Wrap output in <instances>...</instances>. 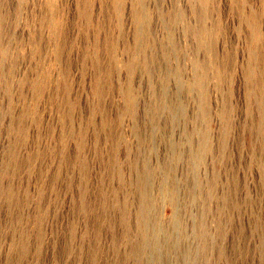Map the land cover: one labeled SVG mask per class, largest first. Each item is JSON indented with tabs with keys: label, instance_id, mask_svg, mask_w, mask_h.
I'll return each mask as SVG.
<instances>
[{
	"label": "rangeland",
	"instance_id": "1",
	"mask_svg": "<svg viewBox=\"0 0 264 264\" xmlns=\"http://www.w3.org/2000/svg\"><path fill=\"white\" fill-rule=\"evenodd\" d=\"M145 3L153 45L139 50L132 76L138 0H0V264H144L127 252L139 240L137 185L146 162L154 168L151 221L171 233L160 235L165 256L185 246L196 255L201 214L212 247L200 262L264 264V80L258 85L248 74L254 68L264 79V0ZM201 25L214 33L216 54L198 47ZM195 59L222 70L221 79L214 66L208 73V113L200 92L183 86L196 77ZM224 109L231 129L223 145ZM201 129L212 152L192 169ZM197 178L213 179L216 194L231 199L210 198L206 210Z\"/></svg>",
	"mask_w": 264,
	"mask_h": 264
},
{
	"label": "bare ground",
	"instance_id": "2",
	"mask_svg": "<svg viewBox=\"0 0 264 264\" xmlns=\"http://www.w3.org/2000/svg\"><path fill=\"white\" fill-rule=\"evenodd\" d=\"M53 1V0H52ZM117 3H118V6L120 5V2L121 0H116ZM201 1H206V0H201ZM138 3H139V6L137 7L136 9V18H135V22H136V25H137V39H136V43H135V53L132 55L131 59L129 60V63H128V69H129V72L130 74L133 76L134 72H135V68L138 64V61H139V56H138V53H139V50H144L145 48L147 47H152L153 45V42L151 44V35H152V31H151V23H150V16H149V12L147 10V7H146V3H145V0H138ZM204 4H207V2H203ZM52 4V3H51ZM54 5V3H53ZM52 5V7H53ZM84 15L89 18V13L87 11H84ZM257 14L256 13H252L250 15H248L249 18V21L251 23V25L253 26V36H255V40L258 41L260 39V35H259V30L257 29L258 27V20L257 18L255 17ZM3 15H1L0 13V19L3 18L2 17ZM183 16V12L182 11H179L177 12V15L175 16L176 19H179ZM4 19V18H3ZM2 22V20H1ZM180 23V22H179ZM175 25V24H174ZM57 26L54 24V29L57 30ZM192 27L188 26V30L191 31ZM143 32H145V35L143 34ZM171 32V31H170ZM169 32V33H170ZM194 32H196V37L198 38V47L200 48H203V49H206L207 51L210 50V51H214V40H213V36L212 34H214L210 29H208L207 27H204L203 25L199 26L196 30H194ZM169 35V34H168ZM153 37V35H152ZM170 37V36H169ZM258 45V44H257ZM177 48V47H176ZM257 49V48H256ZM255 48L252 49V54H253V57L252 59H255L257 60L258 56H259V48L256 50ZM6 50L7 48H5V46L3 47V52L6 53ZM178 51V50H177ZM176 52V51H175ZM215 52V51H214ZM177 54V53H176ZM216 54V52H215ZM178 57V56H176ZM148 61V59H147ZM150 61V60H149ZM146 63V62H145ZM215 64L216 62H214L213 60L211 61H206V62H202L198 59H195V62H194V66H195V71H196V77L189 82H186V84H183V82L181 83L182 81V78L178 81H179V84L181 86V84H183V86L185 85L187 88L191 89V90H196V92H200V95L201 98L203 99L201 103L202 104V107L204 109V113H208V107H209V104L207 103V99L208 97L206 98L207 94H206V80L208 79V73L210 71V68L212 66H214L215 68ZM217 66V64H216ZM179 67V66H178ZM0 70H2V64L0 63ZM176 70V69H175ZM180 70V69H179ZM178 71V70H177ZM214 71H216V68L214 69ZM176 72V71H174ZM179 72V71H178ZM217 75L219 76L218 78L221 79V76H222V70L218 68V70L216 71ZM261 72V71H260ZM181 74V73H179ZM215 74L214 72H212L211 75ZM249 78L251 80H254L256 81V84L259 85V82L260 80H264L260 73L258 74V72L256 73L255 72V69L254 68H250L249 69ZM262 74V73H261ZM263 75V74H262ZM210 76V75H209ZM178 77V78H179ZM215 77V76H214ZM184 81V80H183ZM219 81V80H218ZM217 81V82H218ZM264 82V81H263ZM219 84H222V80H221V83L219 82ZM184 86V88H185ZM181 88L183 89V87L181 86ZM188 90V89H186ZM183 91V90H182ZM181 91V93H182ZM190 91V90H189ZM208 91V90H207ZM179 94V92H178ZM177 94V95H178ZM198 95V94H197ZM125 96H127V102H128V106H127V109L129 110L130 113H133L134 111V108H135V95H134V91H133V88L132 86L131 87H128L126 88L125 90ZM180 96V95H179ZM178 96V97H179ZM177 100V97H175ZM200 98V97H199ZM201 101V100H199ZM174 102V101H173ZM209 102V101H208ZM176 103V102H175ZM179 103V102H178ZM182 103V102H181ZM174 104V103H173ZM173 104H171V107H173ZM183 105H184V101H183ZM200 105V104H199ZM179 106V104H178ZM175 107V105H174ZM184 107V106H183ZM201 107V108H202ZM175 110V109H174ZM178 110V109H177ZM180 110V109H179ZM229 110V109H228ZM227 109H224L222 110V117H223V133H225V136L221 142V144L223 143V145L225 144L226 142V135H227V132L230 128L229 124H230V114L228 112ZM157 111V110H156ZM176 111V110H175ZM154 112V111H153ZM173 112V111H172ZM178 112V111H177ZM199 112H202V111H199ZM175 113V112H174ZM155 115V113H153ZM176 114H179V113H176ZM201 114V113H200ZM209 115V114H208ZM153 117V116H152ZM199 117V116H198ZM197 117V118H198ZM205 117V115L203 116V118ZM209 117V116H208ZM155 118L156 115H155ZM202 118V117H201ZM174 119V118H173ZM155 121L158 123V121L155 119ZM154 121V122H155ZM209 121V120H208ZM155 122V123H156ZM159 124V123H158ZM156 126V125H154ZM153 126V128H155ZM209 125H207L208 127ZM205 127V126H204ZM209 128V127H208ZM197 129V128H196ZM259 130L261 131L262 133V144H263V147H264V125L260 126ZM198 131V130H197ZM230 131V130H229ZM188 132V131H187ZM194 132H196L194 130ZM193 131H191V134L194 133ZM200 137H201V140H200V144H199V147L197 149V151L195 150V152H193V154L191 155L192 156V159L193 160V163H192V169H196L195 165L198 163H200L203 159V154L209 152L212 150L211 149V145H210V138H209V133H208V129H204V130H200ZM211 132V131H209ZM189 133V132H188ZM229 133V132H228ZM191 134L189 135V137L191 136ZM195 134V133H194ZM198 134V133H197ZM188 135V134H187ZM193 135V134H192ZM211 136V134H210ZM191 138V137H190ZM189 138V139H190ZM188 141V140H187ZM177 143V142H176ZM178 144V143H177ZM175 146V145H174ZM180 147V146H179ZM178 147V149H179ZM175 148V147H174ZM173 148V149H174ZM176 149V148H175ZM177 149V151H178ZM174 150H172V153ZM212 152V151H211ZM177 153V152H176ZM175 153V154H176ZM180 155V154H179ZM149 162V161H148ZM149 163H145V165L143 164V167L139 170L140 171V178L138 180V185L137 187H139V196H140V202H139V207H138V213H137V217H138V224H139V240L135 241L133 243V246L131 247V249L127 252V254H129L130 256H133L135 259H137V261L141 262V263H144V264H169V263H172L174 260H176L178 263L176 264H199L200 262V259L202 258H205V256L208 255V252L209 250L211 249L212 247V237L208 231V227H207V223L203 217V215L200 214L197 215L199 216L198 217V222L196 223V226L194 227V232L195 234L198 236L199 240H200V245L199 247L197 248V251H196V255L194 256L193 254V249L189 246H185L183 248L180 247V249H178L179 253L177 252H173L172 254H169L167 252L166 256H165V247L163 245V240H162V237L160 236L162 233H165L167 238H171V233L169 231L168 228H166L165 226L159 224V220H157L158 222L157 223H152L151 221V211H152V208L153 206L155 207L156 205L154 204L156 200H154L153 198V194L151 192V188H150V175L153 173L154 171V168L153 166H149L148 165ZM163 165V164H162ZM167 165V164H166ZM191 166V165H190ZM165 167V166H164ZM168 167V165L166 166V168ZM164 168V169H166ZM262 173H263V176H264V163H262ZM163 169V168H162ZM163 169V170H164ZM117 170V169H116ZM162 170V171H163ZM171 170V168H170ZM164 171H167V170H164ZM157 172V171H156ZM168 172V171H167ZM194 172V170H193ZM117 173H119V169L117 170ZM170 174V172H169ZM172 174V173H171ZM170 174V175H171ZM197 175V174H196ZM155 176V175H153ZM152 176V177H153ZM169 176V175H168ZM165 177V180L169 177ZM191 176V175H190ZM193 176V175H192ZM215 176V175H214ZM213 176V177H214ZM217 177V174L216 176ZM174 177H172L173 179ZM154 179V178H153ZM171 179V180H172ZM192 179V177H191ZM195 179V178H194ZM217 179V178H216ZM213 179L209 180L206 182V180H201V179H196V182H195V185H199V186H202L203 187V191L201 192V195L199 198H201L200 200L202 201V204L204 205V207L206 208V210H209L208 208V204H207V201L209 202L208 199L210 198H220V199H224L225 201L230 198V195L229 194H221L222 196L220 195H217L216 194V191H215V184L214 182L216 181H212ZM174 181V179H173ZM205 181V182H204ZM165 182V181H164ZM190 182V181H189ZM153 183V182H152ZM165 184V183H164ZM171 184V183H170ZM174 185V183H173ZM178 185V184H177ZM189 185V184H188ZM171 186V185H170ZM175 186V185H174ZM163 188H165L163 186ZM169 189V188H168ZM172 190H174L172 188ZM171 190V191H172ZM168 191V190H167ZM175 191V190H174ZM177 191V190H176ZM170 192V191H169ZM171 193V192H170ZM169 193V195H170ZM177 193V192H176ZM194 192L191 190V187L188 186V195L190 196V199L192 200L193 199V194ZM174 194V193H173ZM171 194V196L173 195ZM174 196V195H173ZM176 197V196H175ZM177 198V197H176ZM231 199V198H230ZM175 200V199H174ZM121 213H120V218L122 220V222L124 223L125 227L127 228L128 226V210L125 206H121ZM154 212V211H153ZM103 216V215H102ZM196 216V217H197ZM155 217V216H154ZM156 218V217H155ZM175 218V217H174ZM173 218V219H174ZM155 220V219H154ZM196 222V220H195ZM151 223V225H150ZM173 223V222H172ZM181 224H179L178 220L176 221V223L174 224V226H176L177 228L181 229L180 231H182V234L185 233V229H184V226H183V222H181ZM221 221L218 222V233H217V236L219 237H223V228L225 226V223H223ZM172 224V226H173ZM151 226V227H150ZM224 226V227H223ZM175 228V227H174ZM179 229H177L179 231ZM217 230V229H216ZM225 231V230H224ZM176 232V231H175ZM180 233V232H178ZM213 233V232H212ZM181 234V235H182ZM163 235V234H162ZM178 235V234H177ZM165 236V238H166ZM169 236V237H168ZM180 236V235H179ZM178 236V237H179ZM216 236V237H217ZM177 237V236H176ZM181 237V236H180ZM215 237V238H216ZM217 237V238H219ZM182 239H183V235H182ZM214 239V238H213ZM173 250L174 249H177L180 244H181V239H173ZM215 240V239H214ZM217 240V239H216ZM168 241V240H167ZM171 241V240H170ZM222 241V240H221ZM184 242V241H183ZM216 242V241H215ZM219 242V241H218ZM184 244V243H182ZM168 245V243H167ZM190 245V244H189ZM191 246V245H190ZM170 248V246L168 247ZM169 252H170V249H168ZM172 250V249H171ZM210 253V252H209ZM225 254V251L222 247L219 248V255L220 256H223ZM170 259H173L170 261ZM201 259V260H202ZM170 261V262H169ZM205 262V261H204ZM207 262V261H206ZM202 263V262H200ZM118 264H122V262L119 260ZM203 264V263H202ZM205 264V263H204Z\"/></svg>",
	"mask_w": 264,
	"mask_h": 264
}]
</instances>
